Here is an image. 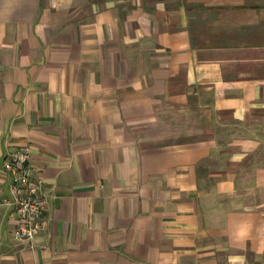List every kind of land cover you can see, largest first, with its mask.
<instances>
[{"label": "crops", "instance_id": "1", "mask_svg": "<svg viewBox=\"0 0 264 264\" xmlns=\"http://www.w3.org/2000/svg\"><path fill=\"white\" fill-rule=\"evenodd\" d=\"M0 264H264V0H0Z\"/></svg>", "mask_w": 264, "mask_h": 264}, {"label": "built area", "instance_id": "2", "mask_svg": "<svg viewBox=\"0 0 264 264\" xmlns=\"http://www.w3.org/2000/svg\"><path fill=\"white\" fill-rule=\"evenodd\" d=\"M3 170L10 180L9 196L4 203L11 208L12 220L17 221L12 235L15 240L33 243L48 226L49 201L42 191V182L32 180L30 148L9 154Z\"/></svg>", "mask_w": 264, "mask_h": 264}]
</instances>
